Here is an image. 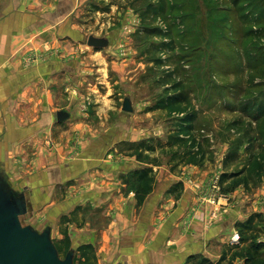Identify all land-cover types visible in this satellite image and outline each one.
Returning a JSON list of instances; mask_svg holds the SVG:
<instances>
[{"label": "rangeland", "instance_id": "374dc122", "mask_svg": "<svg viewBox=\"0 0 264 264\" xmlns=\"http://www.w3.org/2000/svg\"><path fill=\"white\" fill-rule=\"evenodd\" d=\"M95 4L90 8L96 6L98 10H86L92 23L87 34L99 36L104 43L98 49L88 47L86 34V49L74 54L79 62L84 61L79 70L86 78L80 91L84 97L79 102L84 107L80 115L90 132L85 139H90L77 144L78 131H70L69 121L53 129L54 139L61 142L71 138L77 147L67 153L66 161L99 140L105 150L99 158L132 161L127 172L144 166L136 160L139 150L135 144L151 138L166 140L171 128L169 117L152 111V106L166 86L180 81L190 99L188 109L198 114L197 134L206 138L213 156L204 167L189 168L212 172V187L221 172H264L263 121L258 128L242 112L247 103L264 100V0H97ZM95 50H99L98 55ZM126 97L131 99L132 113L122 111ZM109 104L111 109L105 112ZM25 152L29 153L25 162L17 164V172H8L9 178L18 190L46 180L45 186L27 188L33 198L32 209L22 218L25 225L42 231L56 215L68 214L70 199L81 194L88 180L99 177L67 172L63 184L57 185L58 172H50L52 168L41 172L34 165L31 150ZM148 158L159 159L161 180H169L168 152L159 149L141 156L142 161ZM96 163L95 168L100 169L102 162ZM259 178L254 175V179ZM72 186H76L73 193H64ZM217 187L213 189L219 196L229 194ZM260 230L263 235L259 240L264 241L263 225ZM75 235L71 246L79 241L80 236ZM233 236L232 244H238L239 240L233 243ZM52 239L58 241L55 236Z\"/></svg>", "mask_w": 264, "mask_h": 264}, {"label": "crops", "instance_id": "0c3cea01", "mask_svg": "<svg viewBox=\"0 0 264 264\" xmlns=\"http://www.w3.org/2000/svg\"><path fill=\"white\" fill-rule=\"evenodd\" d=\"M96 2L0 0V161L7 172H17L30 149L37 169L58 172L57 185L63 184L67 172L99 177L88 180L81 194L70 199L68 214L50 221L52 237L61 240L64 229L70 240L73 234L80 236L73 245L91 243L99 264H184L198 253L217 262L224 246L232 244L235 224L251 213L264 214V180L255 191L237 187L219 196L211 186L212 172H194L186 166L179 176L169 172L171 178L163 182L159 166L156 188L139 206L122 180L132 161L99 158L105 151L99 140L66 161L67 153L77 147L71 138L60 142L53 137L54 130L69 121L70 131H78L77 144L90 139H85L88 122L80 115L86 78L79 70L84 61L74 54L86 49L84 35L92 24L86 10H98L90 8ZM110 109L109 104L105 112ZM58 111L67 112L68 118L58 122ZM96 161L102 162L100 169L95 168ZM179 181L184 189L176 199L168 190ZM45 185L41 180L29 187ZM233 264L244 262L236 259Z\"/></svg>", "mask_w": 264, "mask_h": 264}, {"label": "trees", "instance_id": "16d2710c", "mask_svg": "<svg viewBox=\"0 0 264 264\" xmlns=\"http://www.w3.org/2000/svg\"><path fill=\"white\" fill-rule=\"evenodd\" d=\"M162 1V0H154ZM252 1V0H251ZM95 9L96 6H95ZM264 33V31H263ZM190 99L183 84L178 81L166 86L160 97L157 98L152 111L158 110L164 112L171 123V128L166 136V140L147 139L136 143L139 152L136 154V160L145 165L133 169L125 177L124 183L129 190L135 194L137 204L143 205L147 198L156 188V167L160 166L158 158H148L141 160L143 154H154L159 149L168 152L167 166L173 175H181L186 166L204 167L208 162L213 161L212 152L207 145V140L200 137L196 130V121L198 114L194 109H188ZM256 110V111H255ZM255 111V112H254ZM246 117H251L260 128L264 124V100L257 103H247L242 108ZM263 121V124H260ZM239 124V122H235ZM261 137L264 139V131L260 130ZM255 158V156H253ZM264 163V158H263ZM227 167V166H225ZM258 174L261 181L264 179V172H221L218 178V185L221 193H231L237 187H243L245 191H252L260 180L254 179ZM122 178V180H124ZM258 182V183H257ZM260 182V183H259ZM182 182H176L168 190V193L178 197L183 192ZM264 227V214L251 213L244 221L237 222L235 228L239 234L238 244H227L224 246L222 254L217 262L203 256H190L186 264L196 261L197 264H223L229 262L233 264L236 259H240L244 264H264V241L259 240L263 235L260 227ZM63 238L54 241L59 254L66 255L70 250L71 240L64 229ZM76 261V263H75ZM75 264H99L95 248L91 243H82L77 247L74 256Z\"/></svg>", "mask_w": 264, "mask_h": 264}, {"label": "water", "instance_id": "95a60500", "mask_svg": "<svg viewBox=\"0 0 264 264\" xmlns=\"http://www.w3.org/2000/svg\"><path fill=\"white\" fill-rule=\"evenodd\" d=\"M89 46L99 48L104 41L89 36ZM122 111L133 112L131 99L126 97L122 103ZM69 114L58 111L56 119L62 122ZM65 175V172H63ZM23 190L15 189L9 173L3 165L0 170V264H75L74 256L77 246L73 245L62 258L52 239V224L39 231L22 221L32 209V196Z\"/></svg>", "mask_w": 264, "mask_h": 264}, {"label": "built area", "instance_id": "2783aa9c", "mask_svg": "<svg viewBox=\"0 0 264 264\" xmlns=\"http://www.w3.org/2000/svg\"><path fill=\"white\" fill-rule=\"evenodd\" d=\"M218 178H219V177H217V178L215 179V182H214V183H215V185H214V188H215V189H218V187H217V186H218ZM238 240H239V236H238V234H235V235L233 236V240H232L233 243H235V242L238 241Z\"/></svg>", "mask_w": 264, "mask_h": 264}, {"label": "flooded vegetation", "instance_id": "af4514ba", "mask_svg": "<svg viewBox=\"0 0 264 264\" xmlns=\"http://www.w3.org/2000/svg\"><path fill=\"white\" fill-rule=\"evenodd\" d=\"M0 165H1V166H0V170H1V168H2V166H3L2 163H1V161H0Z\"/></svg>", "mask_w": 264, "mask_h": 264}]
</instances>
